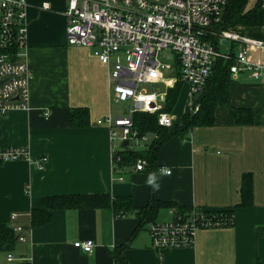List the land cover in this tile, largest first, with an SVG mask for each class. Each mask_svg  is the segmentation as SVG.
Segmentation results:
<instances>
[{"label":"crops","instance_id":"1","mask_svg":"<svg viewBox=\"0 0 264 264\" xmlns=\"http://www.w3.org/2000/svg\"><path fill=\"white\" fill-rule=\"evenodd\" d=\"M253 1L248 8L255 7ZM27 3L29 105L0 119V147L26 148L31 159L0 163V224L17 235L15 228L22 226L28 240H18L10 252L0 250V264H264V81L246 71L230 74L229 104L216 108L213 124L173 134L158 149L153 166L130 172L114 165L110 130L98 124L110 113L118 115L108 84L113 62L107 66L90 48L68 44V0ZM232 29L264 41V25ZM248 49L251 61L264 63L263 49ZM176 67L179 80V62ZM177 82L167 80V94ZM183 89L187 104L180 115L172 113L175 125H181L189 102V85ZM80 108L88 110L89 125L73 127L70 112ZM237 109L243 110L242 121ZM41 157L48 158L43 168L36 164ZM150 174L158 188L147 183ZM72 194L129 197L137 207L152 200L166 204L156 210L154 222L173 220L177 208L231 211L234 221L200 230L193 247L156 250L149 223L141 226L136 214L42 205L43 198ZM33 209L51 212L50 222L33 228ZM86 240L95 242L92 253L74 246Z\"/></svg>","mask_w":264,"mask_h":264},{"label":"built area","instance_id":"2","mask_svg":"<svg viewBox=\"0 0 264 264\" xmlns=\"http://www.w3.org/2000/svg\"><path fill=\"white\" fill-rule=\"evenodd\" d=\"M230 1L68 0L65 11L68 44L90 48L107 66L113 62L108 82L111 99L116 104L128 105L125 114L110 113L98 120L99 125L110 130L116 167H120L121 160L118 152L123 150L118 149L117 143H122L128 151H142L159 139L157 132L142 133L136 128L135 114L157 115L161 127L175 125L174 115L165 110L168 94L145 87L163 79L166 66L159 60L161 52L171 50L176 54L179 79L189 85L187 106L193 113L199 110L195 97L203 94L220 59L230 63L231 75L246 71L264 81V63L251 61L248 49L253 45L264 50V41L243 36L232 28H219ZM27 8V0H0V119L14 108L29 105L32 71L26 60ZM224 40L230 44H224ZM234 43L241 44L237 51L231 47ZM30 159L26 148L0 147V163ZM47 160L41 157L36 164L43 168ZM148 167L149 162L139 158L133 166L125 168L140 172ZM174 216L171 221L149 223L154 249L193 247L200 230L230 225L234 221V216L224 211L200 208L185 212L175 209ZM16 217L14 213L12 218ZM15 230L19 241L28 240L22 226ZM74 246L84 253H92L95 242L77 241Z\"/></svg>","mask_w":264,"mask_h":264},{"label":"trees","instance_id":"3","mask_svg":"<svg viewBox=\"0 0 264 264\" xmlns=\"http://www.w3.org/2000/svg\"><path fill=\"white\" fill-rule=\"evenodd\" d=\"M250 0H231L227 5L226 18L221 22L219 28L228 29L237 25L248 27H260L264 25V0H257L254 8H248ZM178 62V61H177ZM230 63L225 60H218L215 64L212 75L210 76L202 96L196 100L199 110L193 113L187 106L181 125L172 127H161L158 124L157 115L147 113H137L134 115V124L140 132H157L159 139L147 150L142 151H120L119 165L121 167L133 166L139 158H144L153 166L156 154L161 145L173 134L184 131L196 125H211L214 122V112L219 105L229 104L230 86ZM184 83L179 79L175 87L168 91L167 104L165 110L172 112L178 102ZM242 109L236 110L237 120H241ZM252 120V114H249ZM242 121V120H241ZM70 125L73 127H85L89 125V113L86 108L72 109L70 112ZM251 191V189H250ZM42 205L50 210L56 209H87V208H112L116 216H126L136 214L140 218L141 226L152 223L154 213L164 203L152 200L146 207H137L132 198L118 197L113 198L109 194H72L46 197L42 199ZM177 210L185 212L181 208ZM189 211V210H188ZM228 215H233L231 211H224ZM234 216V215H233ZM51 212L33 209L32 222L33 228L43 226L50 222ZM19 240L14 229L7 224H0V250L10 252ZM119 257V256H118ZM19 264H30L22 262ZM255 264H260L256 261Z\"/></svg>","mask_w":264,"mask_h":264},{"label":"rangeland","instance_id":"4","mask_svg":"<svg viewBox=\"0 0 264 264\" xmlns=\"http://www.w3.org/2000/svg\"><path fill=\"white\" fill-rule=\"evenodd\" d=\"M64 1V0H61ZM250 3V2H249ZM159 60L166 66V69H164V73H163V79L164 82L162 83H157L156 85L154 84H147L145 87L150 91V89H156L161 91L162 93H166L168 86L166 84L167 80H174V81H178V71H177V67H176V63L177 62V58H176V54L174 52H172L171 50H165L163 52L160 53L159 55ZM187 104V98H186V89H183L178 102L174 108V110L172 111L173 114L180 115L181 111L185 108ZM127 104H114L113 106V111L115 113H121V114H125L127 112Z\"/></svg>","mask_w":264,"mask_h":264},{"label":"clouds","instance_id":"5","mask_svg":"<svg viewBox=\"0 0 264 264\" xmlns=\"http://www.w3.org/2000/svg\"><path fill=\"white\" fill-rule=\"evenodd\" d=\"M162 174H167V170H162ZM147 183L149 185L153 186L154 188H158L159 187V184L157 183V177L155 176V174H150L149 175Z\"/></svg>","mask_w":264,"mask_h":264},{"label":"water","instance_id":"6","mask_svg":"<svg viewBox=\"0 0 264 264\" xmlns=\"http://www.w3.org/2000/svg\"><path fill=\"white\" fill-rule=\"evenodd\" d=\"M226 15H227V10L225 9L224 14H223V20L226 18ZM223 43L226 44V45H229V44H230V42H229L228 40H224ZM236 51H237V50H236ZM201 96H202V93H199V94L195 97V99L198 100Z\"/></svg>","mask_w":264,"mask_h":264}]
</instances>
